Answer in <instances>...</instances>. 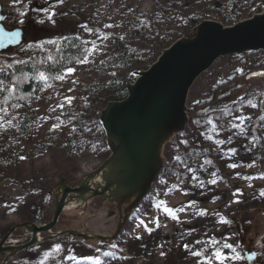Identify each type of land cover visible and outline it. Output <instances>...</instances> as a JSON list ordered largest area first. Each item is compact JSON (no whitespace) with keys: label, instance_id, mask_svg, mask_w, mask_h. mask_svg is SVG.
<instances>
[{"label":"rangeland","instance_id":"1","mask_svg":"<svg viewBox=\"0 0 264 264\" xmlns=\"http://www.w3.org/2000/svg\"><path fill=\"white\" fill-rule=\"evenodd\" d=\"M250 1L0 0L5 26L26 30L22 44L0 52V67L28 61L36 45L59 42L65 34L77 35L85 49L84 58L49 81L36 98L28 103L12 98L0 108V154L12 156L7 167L0 164V243L18 224L49 222L55 210L51 189L62 178L76 186L110 156L107 142L104 150L80 152L72 161L41 143L63 146L72 128L63 108L81 98L78 84L95 78L88 65L110 52L116 37L157 59L186 32L189 20L230 25L233 6ZM258 4V11L240 20L264 11V0ZM262 70L264 51L248 52L219 59L197 79L189 93L186 130L166 144L163 172L116 240L63 236L20 252L8 264H92L87 257H98L100 264H264ZM29 116L25 133L21 124ZM95 212L91 206L66 210L55 231L100 233L115 227L114 218ZM15 234L5 247L21 234L20 244L28 242L22 228ZM217 251L226 259H215ZM247 253L257 258L250 261Z\"/></svg>","mask_w":264,"mask_h":264},{"label":"water","instance_id":"2","mask_svg":"<svg viewBox=\"0 0 264 264\" xmlns=\"http://www.w3.org/2000/svg\"><path fill=\"white\" fill-rule=\"evenodd\" d=\"M0 17H4L1 3ZM4 19H0V38L9 32H19V36L14 41L5 38L0 52L19 46L26 39L24 28L8 29ZM259 51H264V11L230 25L203 20L163 49L147 69L133 71L127 97L108 102L100 113L110 156L76 186L68 185L62 178L51 189L55 210L49 222L38 225L28 221L11 228L0 243V256L5 254L1 264H8L20 252L41 242L63 236L103 243L116 240L163 172L166 144L186 130L189 93L197 79L223 57ZM90 206L96 209L95 215L114 218L115 227L100 233L55 231L66 210ZM18 228L23 229L28 242L5 247ZM45 233L49 235L42 237ZM247 256L250 261L255 260L257 253Z\"/></svg>","mask_w":264,"mask_h":264},{"label":"trees","instance_id":"3","mask_svg":"<svg viewBox=\"0 0 264 264\" xmlns=\"http://www.w3.org/2000/svg\"><path fill=\"white\" fill-rule=\"evenodd\" d=\"M258 3L259 0H251L245 5L236 3L228 17L229 24L238 22L246 12L258 11ZM199 22L196 19L189 20L182 29V34ZM83 45L77 35L65 34L59 42L34 45L33 54L28 61L0 67V108L11 104L13 99L28 103L36 98L39 90L45 88L49 81L57 79L84 58ZM155 60L116 37L111 51L88 65V70L95 78L78 84L83 94L81 98L63 108L64 118L72 122L71 131L63 146H53L50 141L41 143L42 146L57 147L68 161L74 160L83 151L94 152L98 148L104 150L106 135L99 121L102 109L110 101L125 99L128 94L127 85L134 80L132 72L147 69ZM31 122L30 116L24 118L21 131L26 133ZM8 153L3 150L0 154V164L4 167L8 166L12 157ZM12 163L19 170L18 158Z\"/></svg>","mask_w":264,"mask_h":264},{"label":"snow or ice","instance_id":"4","mask_svg":"<svg viewBox=\"0 0 264 264\" xmlns=\"http://www.w3.org/2000/svg\"><path fill=\"white\" fill-rule=\"evenodd\" d=\"M0 19H4V17H0ZM0 34H3V29H0ZM18 36H19V32H9L7 34H4V37L5 38H7L8 40H12V41H14ZM5 38H0V47H3L4 46ZM72 71H74V70L73 69H69V72H72ZM232 167H235V165H232ZM161 203H163V202H161ZM160 206H161L160 204L157 205V207H160ZM165 211H167L169 214H172V210L171 209L165 208ZM225 247L231 248L232 246L231 245H225ZM56 250L59 251V246H57V249ZM105 255H108V254H105ZM193 255L199 256L200 253H193ZM234 258L239 259L238 256L237 257H234ZM68 259L75 260L76 257H68ZM86 259L91 260L92 261V264H100V260H99L98 257L97 258L87 257ZM215 259H218V260L223 261L224 259H226V257H224L221 252L217 251L215 253Z\"/></svg>","mask_w":264,"mask_h":264},{"label":"flooded vegetation","instance_id":"5","mask_svg":"<svg viewBox=\"0 0 264 264\" xmlns=\"http://www.w3.org/2000/svg\"><path fill=\"white\" fill-rule=\"evenodd\" d=\"M20 228H18L17 230H19ZM16 230V231H17ZM16 231L11 235V237L9 238V241L8 242H11L12 240H15V233H16ZM22 232V231H21ZM17 236V235H16ZM16 238H18V237H16ZM19 240H16L15 241V244L14 245H19L20 243H22L24 240H25V236L23 235V234H21L20 236H19ZM22 238V239H21ZM13 243V242H12ZM11 243V244H12Z\"/></svg>","mask_w":264,"mask_h":264}]
</instances>
